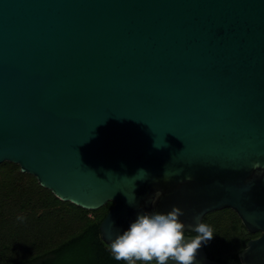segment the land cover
<instances>
[{"label": "water", "instance_id": "1", "mask_svg": "<svg viewBox=\"0 0 264 264\" xmlns=\"http://www.w3.org/2000/svg\"><path fill=\"white\" fill-rule=\"evenodd\" d=\"M4 162L112 203L107 246L140 213L178 207L193 238L229 209L259 234L239 263L264 264V0H0ZM195 264L221 263L202 244Z\"/></svg>", "mask_w": 264, "mask_h": 264}, {"label": "trees", "instance_id": "2", "mask_svg": "<svg viewBox=\"0 0 264 264\" xmlns=\"http://www.w3.org/2000/svg\"><path fill=\"white\" fill-rule=\"evenodd\" d=\"M111 207L89 211L62 202L18 165L0 164V264H123L99 236ZM228 211L232 216L226 221L203 220L214 234L204 249L210 260L240 264L238 253L259 234H248Z\"/></svg>", "mask_w": 264, "mask_h": 264}, {"label": "clouds", "instance_id": "3", "mask_svg": "<svg viewBox=\"0 0 264 264\" xmlns=\"http://www.w3.org/2000/svg\"><path fill=\"white\" fill-rule=\"evenodd\" d=\"M253 167L258 168L259 164ZM137 175L143 179L148 173L141 169ZM169 177L170 173L165 172L164 179ZM162 195L163 192L157 190L151 202L154 204ZM183 215V211L175 206L166 214H138L122 234L111 240L108 245L111 255L123 264H195L202 244L214 238L213 229L197 217L198 222L192 230L197 235L187 238L186 225L180 220ZM188 228L192 229V226Z\"/></svg>", "mask_w": 264, "mask_h": 264}, {"label": "rangeland", "instance_id": "4", "mask_svg": "<svg viewBox=\"0 0 264 264\" xmlns=\"http://www.w3.org/2000/svg\"><path fill=\"white\" fill-rule=\"evenodd\" d=\"M228 210L229 209H223V210L211 212L205 215L203 220L208 219L209 221H213V220H218V221L225 220L226 221L227 219H230V217L232 216V214Z\"/></svg>", "mask_w": 264, "mask_h": 264}, {"label": "flooded vegetation", "instance_id": "5", "mask_svg": "<svg viewBox=\"0 0 264 264\" xmlns=\"http://www.w3.org/2000/svg\"><path fill=\"white\" fill-rule=\"evenodd\" d=\"M258 236H259V235H258ZM258 236H257V237H258ZM257 237H255V238H257ZM255 238H250V239H255ZM250 239H248V240H250ZM242 250H243V249H242ZM242 250H241V251H242ZM221 264H222V263H221ZM227 264H235V262H234V261H229V262H227Z\"/></svg>", "mask_w": 264, "mask_h": 264}]
</instances>
